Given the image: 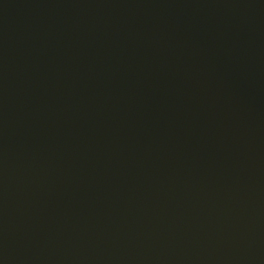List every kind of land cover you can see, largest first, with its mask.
Listing matches in <instances>:
<instances>
[{
	"label": "water",
	"instance_id": "obj_1",
	"mask_svg": "<svg viewBox=\"0 0 264 264\" xmlns=\"http://www.w3.org/2000/svg\"><path fill=\"white\" fill-rule=\"evenodd\" d=\"M0 264H264V0H0Z\"/></svg>",
	"mask_w": 264,
	"mask_h": 264
}]
</instances>
